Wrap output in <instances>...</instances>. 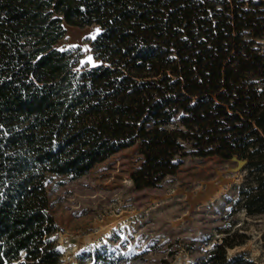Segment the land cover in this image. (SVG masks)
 Instances as JSON below:
<instances>
[{"label":"trees","instance_id":"1","mask_svg":"<svg viewBox=\"0 0 264 264\" xmlns=\"http://www.w3.org/2000/svg\"><path fill=\"white\" fill-rule=\"evenodd\" d=\"M93 25L94 64L56 47ZM138 141V189L236 157L237 207L264 214V0H0V264H60L49 178ZM221 233L201 264H255Z\"/></svg>","mask_w":264,"mask_h":264},{"label":"rangeland","instance_id":"2","mask_svg":"<svg viewBox=\"0 0 264 264\" xmlns=\"http://www.w3.org/2000/svg\"><path fill=\"white\" fill-rule=\"evenodd\" d=\"M56 47L92 65L98 26H66ZM144 162L141 143L95 164L86 174L48 181L51 236L60 264H201L206 251L234 225L249 236L233 250L264 264V214L237 207L244 162L236 157L188 156L176 174L138 189L132 174Z\"/></svg>","mask_w":264,"mask_h":264}]
</instances>
